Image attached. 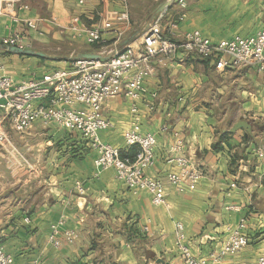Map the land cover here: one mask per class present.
Segmentation results:
<instances>
[{"label":"crops","instance_id":"0c3cea01","mask_svg":"<svg viewBox=\"0 0 264 264\" xmlns=\"http://www.w3.org/2000/svg\"><path fill=\"white\" fill-rule=\"evenodd\" d=\"M166 1L85 0L78 5L76 0H21L13 13L0 15V46H6L2 39L18 33L23 49L55 59L0 49L5 73L15 82L40 81L72 61H66L70 55L54 52L95 53L93 46L100 45L101 52L114 53ZM124 10L129 25L120 39L117 31L123 27L118 25L101 31L99 44L76 34V29L100 27L110 13ZM25 20L37 29H28ZM157 21L171 41L198 31L212 43H225L260 30L264 0H174ZM217 60L181 51L152 59V73L137 99L120 93L103 105L109 126L99 131V138L121 156L129 158L136 149L123 141L133 117L143 133L154 136L155 160L145 174L164 185L165 202L158 206L147 192H132L118 181L113 169H95L96 152L79 132L38 120L17 134L0 110V131L28 163L10 158L0 147V247L15 264H183L176 248L178 223L192 254L212 264L211 255L221 249L228 228L241 220L247 245L215 264H255L264 252L263 160L256 154L264 146V75L255 66L217 68ZM43 103L49 105L50 99ZM239 121L250 129L232 132ZM177 142L182 145L177 154L203 173L193 190L167 179L178 172L169 162V149ZM55 233L58 245L49 239Z\"/></svg>","mask_w":264,"mask_h":264},{"label":"built area","instance_id":"2783aa9c","mask_svg":"<svg viewBox=\"0 0 264 264\" xmlns=\"http://www.w3.org/2000/svg\"><path fill=\"white\" fill-rule=\"evenodd\" d=\"M20 1L0 0V15L13 13ZM76 2L82 5L85 0ZM180 4L184 7L182 1ZM14 21L21 20L15 17ZM73 21L77 22L78 19L74 18ZM24 24L28 29H37V24L33 21L25 20ZM113 25L123 27L117 31V39H120L129 25L126 10L110 13L100 27L76 29V34L84 33L89 44H99L101 31L111 29ZM1 43L24 48L23 36L18 33L2 39ZM180 51L202 59L217 57V68L255 66L264 75V24L254 36L234 38L225 43H212L198 31L186 33L180 42H175L163 36L156 21L141 35L140 43L134 42L114 53L100 52V58L72 60L66 69L55 70L40 81L15 82L5 73V67L0 60V110L10 128L17 134H23L38 120L43 125L55 124L60 128L79 132L96 152L93 160L95 169H113L115 178L132 192L145 191L151 196L153 205H162L165 202L164 185L159 179L145 174L155 160L154 136L143 133L138 118L133 117L123 138L126 148L138 149L134 158L130 159L121 157L118 148L102 143L99 131L109 126L102 116L103 105L109 99L120 93L132 100L137 99L144 91V79L152 73L151 60L170 58ZM46 99H50L49 105L43 103ZM136 112L133 107L131 113ZM0 147L10 158L28 165L26 158L15 150L9 135L3 131H0ZM181 150L182 145L179 142L169 149V162L178 168V172L168 174L167 179L172 185L185 184L188 189L193 190L203 173L190 158L177 154ZM256 154L263 160L264 173V146L258 148ZM245 230V220H241L233 228H228L227 239L218 253L211 255V263L215 264L220 258L234 255L243 249L248 243ZM65 235L72 237L70 232ZM55 237L56 233L49 239L54 245H58ZM176 248L183 264H205L192 254L185 242L183 226L179 223L176 224ZM0 264H15L14 258L2 247ZM255 264H264V252L258 256Z\"/></svg>","mask_w":264,"mask_h":264},{"label":"water","instance_id":"95a60500","mask_svg":"<svg viewBox=\"0 0 264 264\" xmlns=\"http://www.w3.org/2000/svg\"><path fill=\"white\" fill-rule=\"evenodd\" d=\"M173 1L174 0H167L165 3L161 4L148 17V19L144 22V24L140 28H138L137 30L132 32V34H130L128 37L123 39L118 44V46L116 47V51H119V50L125 48L126 46L134 43L141 35H143V33L146 32V30L149 28V26L154 24L159 19V17L161 16V14L165 10V8H167ZM0 49L5 50L7 52L15 53V54H25V55H32V56H39V57L49 58V59H55L54 56H49V55H47L45 53L33 52L31 50H28V49H22V48L13 47V46H0ZM100 57L101 56L99 54H96V53H85V52H82V53H76V54L70 55L67 58V60L94 59V58H100ZM241 128L246 130V131H248L250 129V125L247 124L246 122L239 121L233 127L232 132H235L237 129H241Z\"/></svg>","mask_w":264,"mask_h":264},{"label":"rangeland","instance_id":"374dc122","mask_svg":"<svg viewBox=\"0 0 264 264\" xmlns=\"http://www.w3.org/2000/svg\"><path fill=\"white\" fill-rule=\"evenodd\" d=\"M128 37V36H127ZM103 50V49H102ZM102 50H100V45H95V46H93V51H96L95 53H100ZM105 52V51H104ZM71 52H67V51H65V50H60V51H57V52H54L53 54H55V55H57V56H59V57H68L69 55H71V54H76V53H71ZM106 54V53H105ZM66 61H68V60H66ZM56 70H58V69H60L59 67H57V68H55ZM55 71V70H54ZM51 72H53V70L51 71ZM51 72H49V73H47L46 74V76L47 75H49Z\"/></svg>","mask_w":264,"mask_h":264},{"label":"trees","instance_id":"16d2710c","mask_svg":"<svg viewBox=\"0 0 264 264\" xmlns=\"http://www.w3.org/2000/svg\"><path fill=\"white\" fill-rule=\"evenodd\" d=\"M134 148H136V147H134ZM137 151H138V149L136 148V149L134 150L133 155H131L130 157L128 156V157H129L130 159H133L134 156L136 155ZM121 157H123V156H121Z\"/></svg>","mask_w":264,"mask_h":264}]
</instances>
